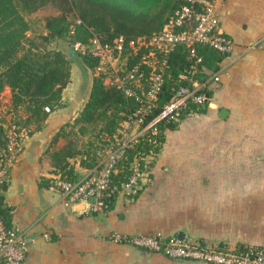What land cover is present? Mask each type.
<instances>
[{
    "label": "crops",
    "instance_id": "crops-1",
    "mask_svg": "<svg viewBox=\"0 0 264 264\" xmlns=\"http://www.w3.org/2000/svg\"><path fill=\"white\" fill-rule=\"evenodd\" d=\"M213 16L220 30L231 38L232 47L221 62L217 78L208 84L217 104L210 107L222 120L220 126H235L238 154L257 158L252 166H236L237 174L252 172L253 177L245 181L240 175L235 210L229 207L227 183L222 184L220 198H198L194 179L205 168L197 159L187 165L186 152L170 149L158 153L145 178L153 182L144 180L136 199L121 192L108 210L95 209L86 200L67 201L52 186H40L43 176L55 175L45 153L53 135L79 114L91 91L92 76L88 73L85 86V76L72 62L63 105L50 112L41 129L22 134L19 143L10 145V183L4 194L11 206V223L29 242L23 264H210L149 251L117 240L116 232H185V238L207 242L264 245V0H214ZM222 107L229 110L226 118L220 115ZM159 168L163 175L156 174ZM76 169L80 179L90 172L79 161ZM229 169L228 164L206 168L210 173ZM186 172L189 176L184 175ZM216 183L206 182L210 189ZM46 231L51 238L44 236Z\"/></svg>",
    "mask_w": 264,
    "mask_h": 264
},
{
    "label": "trees",
    "instance_id": "trees-1",
    "mask_svg": "<svg viewBox=\"0 0 264 264\" xmlns=\"http://www.w3.org/2000/svg\"><path fill=\"white\" fill-rule=\"evenodd\" d=\"M188 0H0V91L6 86L12 90V103L7 111L0 113V215L4 222L11 225V206L6 204L5 190L9 186L7 166L10 145L20 142L21 128L33 126L28 133L41 129L51 111L63 105V90L71 80L72 62L79 63L83 70L91 69L93 80L91 91L84 107L71 121L64 123L53 135L45 153L50 157L52 172L69 181L80 180L76 162L89 169L101 160L100 148L109 135L118 133L138 105L134 97H129L117 84L108 83V73L97 71L98 60L90 54H84L74 47L71 56L60 48H41L36 40L28 35L30 22L26 17L43 6L51 3L59 9L58 14L47 17L48 32L43 37L50 41L56 37L70 34L74 23L73 39L89 42L93 35L99 34L103 41L111 42L117 36L127 39L141 35H150L160 31L176 11ZM202 9V5H198ZM73 17V18H72ZM78 19L80 21H78ZM193 24L183 26L191 29ZM195 47L202 61L193 70V60L189 58V46L178 44L167 56L164 69V83L158 95L157 106L147 116L146 121L157 116L163 105L172 97L175 87L191 84L194 80L206 83L198 92H205L212 97L213 91L208 84L211 76L221 68L227 52L203 42H196ZM148 49L128 52V67H133L142 59ZM157 65L161 66L160 52L157 50ZM147 75L151 66L143 64ZM188 74L190 81L183 79ZM149 79H145L147 85ZM207 103L208 100H206ZM191 109L207 112L209 105L190 101ZM24 111V115L19 110ZM180 115L169 121L157 124L156 132L149 131L132 146L128 147L123 157L117 162L116 170L111 173V184L117 186L110 196H105L106 210L115 206L122 189L132 173L131 163L137 157L140 167L147 165L148 154L159 153L166 141V130L177 129ZM87 137V138H85ZM63 140L62 143L59 141ZM155 164V158L148 162ZM54 175V176H55ZM43 176L40 186H53L55 177ZM133 195L136 199L141 192ZM127 196V195H126ZM130 197V196H129Z\"/></svg>",
    "mask_w": 264,
    "mask_h": 264
},
{
    "label": "built area",
    "instance_id": "built-area-1",
    "mask_svg": "<svg viewBox=\"0 0 264 264\" xmlns=\"http://www.w3.org/2000/svg\"><path fill=\"white\" fill-rule=\"evenodd\" d=\"M202 5V9L198 5ZM214 0H188L179 8L164 27L150 35H141L127 39L125 35L117 36L111 42L102 40L99 34L85 43L79 39L72 41V46L81 53L97 58V71L107 72L108 83L117 84L125 94L134 97L138 105L125 121L124 129L105 138V148L100 149L101 160L89 174L80 180L69 181L55 175L53 188L62 192L67 201L86 200L95 209L106 210L105 196H110L117 186L111 184V173L116 170L117 162L123 157L127 148L132 146L149 131L156 132L157 124L177 118L190 101L204 103L209 97L205 92H198L206 83L194 80L191 84H181L174 88L172 97L163 105L160 113L146 121L147 116L157 106L158 95L164 83V69L168 54L180 43L189 46V58L193 60L192 68L196 70L202 61L195 47L196 42L209 43L229 54L232 47L231 38L217 25L213 16ZM78 21H80L78 19ZM193 24L192 28H185ZM148 49L142 59L133 67H128V52ZM157 50L161 56V66L157 65ZM143 64L151 66L149 76ZM181 77L190 81L188 74ZM217 78V72L211 76ZM149 79L147 85L144 80ZM139 124L141 128H136ZM113 142V145H111ZM103 152H106L103 153ZM154 155V152L148 156ZM132 173L122 183L119 192H125L128 198L138 190L141 167L136 157L131 163ZM130 196V197H129ZM117 240L131 243L149 251L162 252L172 258H186L210 264H264V245L234 244L223 245L220 242H207L200 239H180L177 235L158 232H143L126 235L113 234ZM46 238H51L48 231ZM205 243V245H204ZM29 253L26 235L14 223L8 225L0 215V264H23Z\"/></svg>",
    "mask_w": 264,
    "mask_h": 264
},
{
    "label": "rangeland",
    "instance_id": "rangeland-1",
    "mask_svg": "<svg viewBox=\"0 0 264 264\" xmlns=\"http://www.w3.org/2000/svg\"><path fill=\"white\" fill-rule=\"evenodd\" d=\"M58 13L59 9L51 3L47 4L46 6H43L35 12L27 13L26 17L29 20L31 26L28 31V35L34 40H36V43L39 44L41 48H60L64 50L67 55L71 56V53L74 49L72 46V41L74 40L73 33L75 31L74 23L71 24V30L69 35L63 37H56L52 40L50 39V41H47V39L43 37V34H46L48 32V29L46 27L47 17ZM73 62L76 63V66L78 65L77 67H79L78 73H82L85 76L84 85L86 86V79H88V73L92 76V78L94 76L92 70L89 68L84 71L79 63L75 61ZM76 70L78 69H75V73H77ZM210 101H214L213 98L209 97L208 102ZM11 103L12 90L10 86H6L2 91H0V113L6 114L8 118L11 117V113L7 112L10 109ZM187 108L188 107L186 106L183 108L184 112L187 111ZM211 108L212 107L209 106L210 110L208 109V111L205 113L191 109V111L182 115L183 112L181 111L182 117L180 118V124L178 128L174 130H166L167 141L163 144L160 152L162 151V149L184 151L186 152V156L184 157V159L187 161V165L192 164V161H195V159H197V162H199L205 168L204 171L200 172L194 179V181L197 182L198 198H205V200L207 201L211 197H213V199L220 198L222 184L223 186H225V183H227L230 201L229 207L230 209L235 210L237 182L238 180L242 179L240 175H244L245 181H252L253 177L252 172L237 174L236 166L238 164L252 166L256 164L255 159L257 158H254L250 155L243 157L238 154V141L236 139L235 126H220L219 122L222 120L217 115L216 111H212ZM19 113L23 115L25 114L22 109L19 110ZM214 119H217L218 121L216 120V122L214 123ZM124 123L125 122H123L120 129V132H122L121 136L124 135V129L129 130L128 127L124 126ZM135 125L136 128H141L139 124ZM32 128L33 126L31 125L23 127L21 128L20 132H18V135L21 137L22 134H27L28 131H30ZM59 142L62 143L63 140H60ZM111 145H113V142H111ZM104 146L105 143L102 144V147L100 149L105 148ZM103 153L106 154V152ZM192 154H196V156L192 158ZM158 155L159 154L157 153L155 155L152 154V156H147V165H145L143 168L141 167V176H139V184L137 185L138 189L143 187L144 180H146L148 184H151L153 182L145 178L146 176L149 177L150 172L154 167V165L149 166L148 162L153 158H157ZM189 159H191L190 162H188ZM210 164L217 166V168H220L224 164H228L230 169L228 172L222 171L220 173H210L206 170L207 165ZM156 174L163 175L164 172L162 168H159ZM184 175L189 176V173L186 172L184 173ZM212 180L217 181V183L216 186L213 185L214 187L210 189L208 188V184H206V182ZM172 194L173 193L170 194V201H172L173 199ZM189 227L190 226H187V228Z\"/></svg>",
    "mask_w": 264,
    "mask_h": 264
},
{
    "label": "water",
    "instance_id": "water-1",
    "mask_svg": "<svg viewBox=\"0 0 264 264\" xmlns=\"http://www.w3.org/2000/svg\"><path fill=\"white\" fill-rule=\"evenodd\" d=\"M203 105H204V106L209 105V106H213V107H216V106H217V104H216L214 101H210L209 103L204 102ZM228 114H229V110H228L226 107H222V108L220 109V115H221L222 117L226 118V117L228 116ZM177 236H178L180 239H184L185 236H186V234H185V232H179ZM220 244L223 245V243H220ZM204 245H205V243H204Z\"/></svg>",
    "mask_w": 264,
    "mask_h": 264
}]
</instances>
